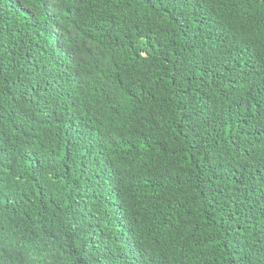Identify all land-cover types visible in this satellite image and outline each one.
<instances>
[{"label": "trees", "instance_id": "1", "mask_svg": "<svg viewBox=\"0 0 264 264\" xmlns=\"http://www.w3.org/2000/svg\"><path fill=\"white\" fill-rule=\"evenodd\" d=\"M0 264H264V0H0Z\"/></svg>", "mask_w": 264, "mask_h": 264}]
</instances>
